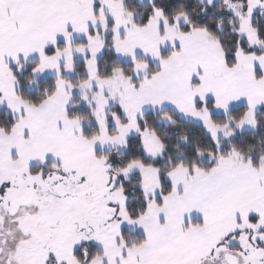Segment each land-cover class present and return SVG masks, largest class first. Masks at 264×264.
I'll return each instance as SVG.
<instances>
[{
    "label": "snow or ice",
    "instance_id": "obj_1",
    "mask_svg": "<svg viewBox=\"0 0 264 264\" xmlns=\"http://www.w3.org/2000/svg\"><path fill=\"white\" fill-rule=\"evenodd\" d=\"M0 264H264V0H0Z\"/></svg>",
    "mask_w": 264,
    "mask_h": 264
}]
</instances>
